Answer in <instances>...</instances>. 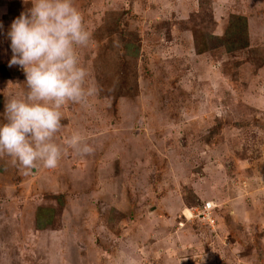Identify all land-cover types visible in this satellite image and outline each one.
<instances>
[{
	"label": "rangeland",
	"instance_id": "obj_1",
	"mask_svg": "<svg viewBox=\"0 0 264 264\" xmlns=\"http://www.w3.org/2000/svg\"><path fill=\"white\" fill-rule=\"evenodd\" d=\"M197 1L73 0L96 91L60 109L56 168L0 156V264H264V0ZM28 7L0 0V113L27 91L6 32Z\"/></svg>",
	"mask_w": 264,
	"mask_h": 264
},
{
	"label": "clouds",
	"instance_id": "obj_2",
	"mask_svg": "<svg viewBox=\"0 0 264 264\" xmlns=\"http://www.w3.org/2000/svg\"><path fill=\"white\" fill-rule=\"evenodd\" d=\"M24 2L31 7L13 20L6 38L12 52L8 66L23 71L27 91L23 99L5 97L0 156L12 158L22 171L54 169L62 155L54 142L62 127L60 109L69 102L84 104L96 91L86 87L88 72L77 54L89 45L91 33L73 0ZM198 10L199 1L194 11ZM212 15L215 18L214 4ZM66 143L77 153L92 151L76 134Z\"/></svg>",
	"mask_w": 264,
	"mask_h": 264
},
{
	"label": "trees",
	"instance_id": "obj_3",
	"mask_svg": "<svg viewBox=\"0 0 264 264\" xmlns=\"http://www.w3.org/2000/svg\"><path fill=\"white\" fill-rule=\"evenodd\" d=\"M243 28L245 30H247V22H245ZM238 30L240 31V29H238ZM231 33L233 34V29H232ZM212 34L214 36L218 35L214 31H212ZM192 36H193V34H192ZM247 43H248L247 41H243L242 43H240L239 39L237 38L234 42L231 41L229 43V47H226V49H228V50H234L236 48H243V47H246L247 46ZM192 45L194 46V36L192 37ZM198 45H199V43H198V41H196V46H197L196 47V50L198 51V55H209L211 50H213V49L215 50L216 49V48H213L211 50H207L209 48L204 49L203 47H199ZM125 46L128 47V48L130 47V45H128V44H126ZM52 210H53L52 208L51 209L49 208V209H47L46 212H49V213L51 212L52 213ZM49 217H50V214H49L48 218L45 217V215L42 218V216L39 213H36V220H35V226H36V228L37 229L43 228L45 226V224L49 222Z\"/></svg>",
	"mask_w": 264,
	"mask_h": 264
},
{
	"label": "built area",
	"instance_id": "obj_4",
	"mask_svg": "<svg viewBox=\"0 0 264 264\" xmlns=\"http://www.w3.org/2000/svg\"><path fill=\"white\" fill-rule=\"evenodd\" d=\"M214 207H215V205L212 203V201H206V202H204L201 205L200 210H197L196 216H201L202 218L205 217V219H208L209 222L213 221V218H212V215H211L212 214L211 210ZM210 223H212V222H210Z\"/></svg>",
	"mask_w": 264,
	"mask_h": 264
}]
</instances>
